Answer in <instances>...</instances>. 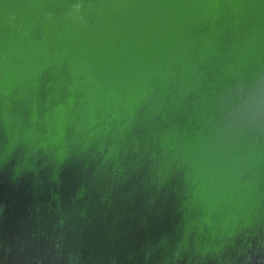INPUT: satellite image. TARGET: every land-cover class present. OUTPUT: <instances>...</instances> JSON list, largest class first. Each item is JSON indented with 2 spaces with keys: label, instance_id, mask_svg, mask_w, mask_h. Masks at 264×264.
I'll list each match as a JSON object with an SVG mask.
<instances>
[{
  "label": "water",
  "instance_id": "obj_1",
  "mask_svg": "<svg viewBox=\"0 0 264 264\" xmlns=\"http://www.w3.org/2000/svg\"><path fill=\"white\" fill-rule=\"evenodd\" d=\"M0 264H264V0H0Z\"/></svg>",
  "mask_w": 264,
  "mask_h": 264
}]
</instances>
